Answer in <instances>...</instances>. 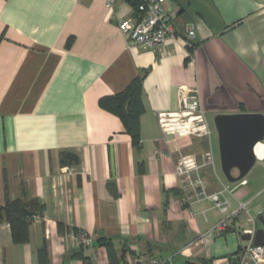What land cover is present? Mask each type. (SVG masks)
<instances>
[{
  "label": "crops",
  "instance_id": "1",
  "mask_svg": "<svg viewBox=\"0 0 264 264\" xmlns=\"http://www.w3.org/2000/svg\"><path fill=\"white\" fill-rule=\"evenodd\" d=\"M134 2L0 0V208L7 199L22 200L33 212L23 245L0 219V264H39L45 244L47 264H111L100 238L111 239L126 264L136 263L132 252L168 264H232L247 215L231 213L241 204L257 209L264 230V203L249 209L264 177L231 184L219 155L216 166L215 147L207 151L214 166L207 152H195L203 138L214 134L218 141L217 115L264 114V0H168L177 40L159 52L122 31ZM187 24L197 35L192 43ZM144 71L138 148L99 101ZM181 88L197 91L204 122L188 121ZM62 152L78 163L63 167ZM255 154L264 160V152ZM182 158L200 168L210 190L189 206L177 176ZM211 169L217 181L206 177ZM216 189L228 213L209 197ZM73 229L93 236L94 245L64 241Z\"/></svg>",
  "mask_w": 264,
  "mask_h": 264
},
{
  "label": "built area",
  "instance_id": "2",
  "mask_svg": "<svg viewBox=\"0 0 264 264\" xmlns=\"http://www.w3.org/2000/svg\"><path fill=\"white\" fill-rule=\"evenodd\" d=\"M168 0H135L133 17L122 21L121 29L130 40L148 50L159 52L169 39L177 40L175 28V15L165 7ZM112 7V2H108ZM186 40L190 43L197 38L193 24H187L184 28ZM181 110L190 116L196 117L198 122H204V112L200 108V100L196 90L181 88L180 92ZM208 161L214 166V156L212 150L206 154ZM263 161V160H262ZM177 176L180 180L182 191V204L192 205L195 200L206 194V184L200 168L193 165L189 159L182 158L177 166ZM246 185L247 180L238 182ZM264 193V190L259 194ZM223 191L209 195L216 207L223 213L229 212V202L221 201ZM247 214V221L250 227L243 233L250 235L248 241H244L238 258L232 264H261L264 262V247L254 243L257 231V219L250 214L247 205L240 207L231 213V217H238ZM222 227V225H221ZM64 241H72L77 247H92L94 245L93 236L83 231L69 232L63 237ZM184 254V252H183ZM166 261L156 257H139L134 264H165Z\"/></svg>",
  "mask_w": 264,
  "mask_h": 264
},
{
  "label": "trees",
  "instance_id": "3",
  "mask_svg": "<svg viewBox=\"0 0 264 264\" xmlns=\"http://www.w3.org/2000/svg\"><path fill=\"white\" fill-rule=\"evenodd\" d=\"M133 4L135 7V2ZM147 73L144 71L137 76L121 93L103 97L99 101L101 108L117 115L122 120L133 145L138 148L141 145V116L145 111L142 99L143 81ZM35 205L37 206V204ZM0 219L9 223L15 244L23 245L29 242V226L33 220V212L29 209V204L22 200L7 199L5 206L0 208ZM73 231L77 232L78 229H73ZM97 243L107 249L111 264L119 263L116 254L113 253L114 244L111 239L100 238ZM79 248L85 247L80 246ZM132 254L136 259L139 258L135 252ZM47 255V245L45 244L38 250L39 264H47ZM73 257L83 258L81 253H75ZM123 257H125V253ZM165 264L168 262L166 261Z\"/></svg>",
  "mask_w": 264,
  "mask_h": 264
},
{
  "label": "water",
  "instance_id": "4",
  "mask_svg": "<svg viewBox=\"0 0 264 264\" xmlns=\"http://www.w3.org/2000/svg\"><path fill=\"white\" fill-rule=\"evenodd\" d=\"M214 124L221 170L229 183L236 184L246 179L258 162L255 147L264 142V114H222L214 118ZM61 156L63 167L78 163V157L71 152H62ZM235 169L238 171L237 176L233 173ZM249 239L250 235L242 234L243 241ZM254 243L264 247L263 229H257Z\"/></svg>",
  "mask_w": 264,
  "mask_h": 264
},
{
  "label": "rangeland",
  "instance_id": "5",
  "mask_svg": "<svg viewBox=\"0 0 264 264\" xmlns=\"http://www.w3.org/2000/svg\"><path fill=\"white\" fill-rule=\"evenodd\" d=\"M202 140H205V142H203V143L202 142L197 143V145L195 147V152L197 154H200L202 156V154L205 155V153L207 151H209L212 146H213V148L215 147L214 149H215V156H216V166L219 169V163H218V155H219L218 153L219 152H218L217 146H215L218 143L217 138H216V135H214V134L213 135H210L209 137H207V139H204L203 138ZM256 150H260V151L264 152V142L258 143L256 145V147H255V152H256ZM257 164H258L257 167H254V169L251 172V174H249L247 176V179H249L251 181H254V179L257 177V175L264 177V160L263 161H258ZM205 175L206 174L204 173V176ZM234 175L237 176L238 173L235 172ZM206 177H208L210 179H213L214 181H217V178L219 177V174H217L214 169H211V171H209L207 173ZM220 189H222V188L220 187ZM216 190L219 191V189H216ZM205 191L208 192L210 190H208V187H206L205 188ZM253 200H254L253 205L252 206H249V209H251V210H252V207L253 206L256 207V208H258V207L261 206L260 205L261 203L262 204L264 203V193H261V194L258 193V194H256V196L253 197ZM250 214L252 216H254V217H258L257 209H254L253 211H251ZM243 215H247V214L244 213ZM244 220H245V218H242L241 219L242 222H244ZM257 223H258V221H257ZM250 226L251 225H250V223L248 221H245L244 222V227H247L248 228ZM118 264H126L125 263V257H123V254L121 255V258H120Z\"/></svg>",
  "mask_w": 264,
  "mask_h": 264
},
{
  "label": "bare ground",
  "instance_id": "6",
  "mask_svg": "<svg viewBox=\"0 0 264 264\" xmlns=\"http://www.w3.org/2000/svg\"><path fill=\"white\" fill-rule=\"evenodd\" d=\"M188 121H189L190 123H192V124H193V123L195 124L196 122H198V119H196V117H194V116H190L189 119H188Z\"/></svg>",
  "mask_w": 264,
  "mask_h": 264
}]
</instances>
